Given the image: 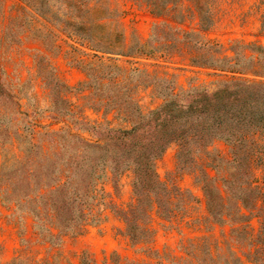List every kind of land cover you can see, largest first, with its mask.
Listing matches in <instances>:
<instances>
[{
	"label": "rangeland",
	"instance_id": "374dc122",
	"mask_svg": "<svg viewBox=\"0 0 264 264\" xmlns=\"http://www.w3.org/2000/svg\"><path fill=\"white\" fill-rule=\"evenodd\" d=\"M247 45L264 47V0H0V168L33 150L58 152L61 135L95 142L97 132L128 129L184 92L264 81V64L208 60L233 57L232 47L243 54ZM88 63L123 70L113 76L134 100V115L119 92L92 94L87 73L99 70ZM256 139L263 147L264 133ZM178 151L171 144L155 162L167 196L151 210L152 238L135 244L121 218L135 204L132 170L96 166L79 234L36 220L4 200L0 186V264H264V150L254 152L251 168L255 207L243 222L223 224L209 216L205 192L225 191L226 179L245 180L244 168L230 162L231 145L214 140L193 154V165L186 156L179 166ZM71 182L73 197L78 178ZM51 233L60 240L50 241Z\"/></svg>",
	"mask_w": 264,
	"mask_h": 264
},
{
	"label": "trees",
	"instance_id": "16d2710c",
	"mask_svg": "<svg viewBox=\"0 0 264 264\" xmlns=\"http://www.w3.org/2000/svg\"><path fill=\"white\" fill-rule=\"evenodd\" d=\"M33 1L39 5L45 0ZM243 49L245 53L240 54L232 47L233 57L212 55L208 60L229 66L240 60L264 64V47L247 45ZM86 68L99 70L97 76L87 73L92 94L97 88L117 91L131 107L130 114L136 113L134 100L113 76L114 71L123 72L120 67L88 63ZM109 106L108 102L104 105ZM259 133H264V81H226L213 91L194 89L184 92L183 99L172 96L159 109L139 115L128 129L97 132L95 142L74 134L58 136L65 146L73 139V152L68 154L65 146L52 154L33 150L21 163L0 168L1 194L9 203L26 208L36 220L46 218L55 230L73 229L79 234L85 226L96 166L112 162L120 171L134 173L135 204L123 211L121 218L131 242H145L154 232L149 221L151 210L160 208L167 196V187L159 179L155 162L171 144H177L178 165L187 161L186 156H190L188 161L193 165V154L205 150L214 140H225L232 147L230 162L244 168L245 180H224L223 192L211 187L209 193L205 192L207 211L219 224L243 222L248 218L246 212L255 207L251 200V168L254 152L264 150L256 139ZM57 161L62 162L61 168L55 167ZM73 177L78 178V184L70 197ZM167 203H171V198ZM57 238L51 233L49 240Z\"/></svg>",
	"mask_w": 264,
	"mask_h": 264
},
{
	"label": "crops",
	"instance_id": "0c3cea01",
	"mask_svg": "<svg viewBox=\"0 0 264 264\" xmlns=\"http://www.w3.org/2000/svg\"><path fill=\"white\" fill-rule=\"evenodd\" d=\"M89 236V235H88ZM86 238H87V236H86Z\"/></svg>",
	"mask_w": 264,
	"mask_h": 264
}]
</instances>
